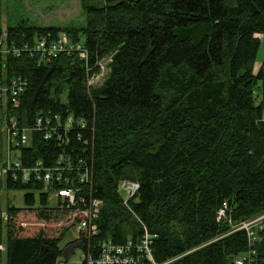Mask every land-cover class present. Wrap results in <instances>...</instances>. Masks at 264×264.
I'll use <instances>...</instances> for the list:
<instances>
[{
  "label": "trees",
  "instance_id": "obj_1",
  "mask_svg": "<svg viewBox=\"0 0 264 264\" xmlns=\"http://www.w3.org/2000/svg\"><path fill=\"white\" fill-rule=\"evenodd\" d=\"M77 1L79 26L0 23L8 46L66 35L87 51L85 60L71 53L49 61L23 51L0 64L5 85L26 82L18 108L5 104L6 118L29 126L56 113L85 122L60 144L34 133L20 151L23 166L42 161L66 182L45 189L0 181V191L25 192L24 207H5L0 260L2 252L5 264H71L59 245L86 218L91 198L101 202L99 232L79 240L94 257L102 243L136 245L146 235L155 264H232L247 247L234 225L264 213V72L253 74L264 0ZM108 59L104 77L88 88ZM84 171L90 178L81 184ZM122 181L139 185L127 206ZM58 187L78 190L86 205L49 206ZM224 203L227 218L218 222Z\"/></svg>",
  "mask_w": 264,
  "mask_h": 264
},
{
  "label": "built area",
  "instance_id": "obj_2",
  "mask_svg": "<svg viewBox=\"0 0 264 264\" xmlns=\"http://www.w3.org/2000/svg\"><path fill=\"white\" fill-rule=\"evenodd\" d=\"M6 34L0 35V64L5 56L19 57L23 51L29 53L35 51L40 57L49 61L58 57L60 54L75 53L80 59L87 58V51L78 42L70 40L66 35L47 41L45 39L36 40L32 46L24 44L21 47L8 46L6 44ZM110 59L99 62V71L96 75L87 78V87L98 84L107 72L106 64ZM25 81L21 78L12 79L8 85H5L0 79V181L9 179L12 182L26 183L38 182L42 183L45 189H49L52 180L59 184L66 182L60 176L54 177L55 167H46L42 161L33 162L30 166H23L20 158L22 148L30 146L31 137L34 133H39L43 141L54 140L61 143L66 131L69 128H84L85 122L73 116H65L61 118L58 114H43L34 118L29 126L20 125L19 121L14 117L4 114L5 104L9 102L11 110L17 109L19 106V97L22 94ZM6 136V138H5ZM79 139V138H78ZM62 157L56 159V164H60ZM90 174L84 171L78 177L81 184L89 181ZM139 185L135 182L122 181L119 184V191L124 192L123 204L127 206L128 199L132 198ZM49 192V191H48ZM56 199L55 207L70 208L76 204L86 205V200L80 196L78 190L68 187H58L52 189L48 195V200ZM87 215L84 220L79 222L74 230L78 236L84 237L86 240L94 238L98 234V230L93 223L99 213L101 202L95 199H89L87 202ZM227 218V205L224 203L217 213V221H225ZM8 220L6 210L0 206V229H4ZM233 231H244L246 235V250L238 255L232 264H264V213L240 222L233 227ZM3 247L0 246V251ZM100 252L97 256H93L88 250L82 254L83 264H155L149 250V238L144 236L141 241L134 245L127 242L123 246H113L111 244L102 243L98 246ZM143 261V262H142Z\"/></svg>",
  "mask_w": 264,
  "mask_h": 264
},
{
  "label": "rangeland",
  "instance_id": "obj_3",
  "mask_svg": "<svg viewBox=\"0 0 264 264\" xmlns=\"http://www.w3.org/2000/svg\"><path fill=\"white\" fill-rule=\"evenodd\" d=\"M88 2L90 1L87 0L86 3ZM84 18L82 6L77 0H1L0 23L3 30L19 24L23 27L71 28L82 25ZM256 37L259 39V47L253 67L254 75L260 70L264 72V34H259ZM41 192L48 193L46 190H41ZM24 194V191H10L2 188L0 191L1 208L5 210L7 205L17 208L24 207ZM121 196L125 198L122 191ZM55 203L56 199L48 201L49 206H53ZM35 205H38V199H36ZM59 247L63 251L61 260L66 258L71 264L82 263V244L73 228L66 232ZM2 252L0 264H5Z\"/></svg>",
  "mask_w": 264,
  "mask_h": 264
}]
</instances>
